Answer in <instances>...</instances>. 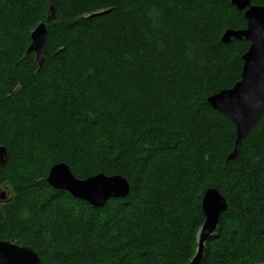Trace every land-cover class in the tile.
<instances>
[{"label":"trees","instance_id":"16d2710c","mask_svg":"<svg viewBox=\"0 0 264 264\" xmlns=\"http://www.w3.org/2000/svg\"><path fill=\"white\" fill-rule=\"evenodd\" d=\"M264 5V0H250ZM0 0V239L41 264H188L216 188L228 208L202 264H264V109L241 141L208 96L240 79L249 42L221 41L246 19L231 0ZM47 24L45 63L28 51ZM264 37V32H263ZM122 175L103 207L46 182Z\"/></svg>","mask_w":264,"mask_h":264},{"label":"water","instance_id":"95a60500","mask_svg":"<svg viewBox=\"0 0 264 264\" xmlns=\"http://www.w3.org/2000/svg\"><path fill=\"white\" fill-rule=\"evenodd\" d=\"M238 9H245L247 27L244 30H226L221 38L224 43L242 37L250 41L242 55L240 79L231 88L223 89L207 98L209 105L227 116L234 124L236 137L233 151L228 159L236 160L241 141L251 127L260 118L264 109V7L250 4V0H231ZM49 18H55L54 7H50ZM47 27L40 22L31 32L28 50L34 51L39 69L44 65L43 54ZM8 153L0 146V168L7 161ZM46 182L54 189L63 190L76 199L95 207H103L110 198L126 197L130 191L128 181L120 175L106 176L98 174L85 179L74 176L65 163H56L50 167ZM6 189H0V203L8 201ZM228 202L215 188H208L202 196L201 209L205 216L203 228L199 234L198 249L189 264H202L204 244L217 229L220 214L226 211ZM0 264H41L36 251L31 246H22L9 240L0 239Z\"/></svg>","mask_w":264,"mask_h":264},{"label":"bare ground","instance_id":"6f19581e","mask_svg":"<svg viewBox=\"0 0 264 264\" xmlns=\"http://www.w3.org/2000/svg\"><path fill=\"white\" fill-rule=\"evenodd\" d=\"M51 1V4H50V7L52 6V7H54V5H53V0H50ZM250 4H251V2H250ZM251 5H253V6H257V7H264V5H254V4H251ZM50 7H49V9H50ZM249 8V6L247 7V8H245L246 10ZM245 9L244 10H242L243 11V16H244V18L246 19L247 17H245V15H244V11H245ZM54 10H55V8H54ZM49 15H50V10H49ZM48 19H54V18H49V16L47 17ZM45 23V22H44ZM46 24V23H45ZM246 25H247V20H246ZM46 27H47V24H46ZM247 27V26H246ZM246 27L245 28H243V29H230V30H233V31H238V30H244V29H246ZM226 30H228V29H226ZM225 30V31H226ZM224 31V32H225ZM32 32V31H31ZM31 32H30V34H31ZM224 32H223V34H224ZM223 34H222V36H223ZM222 38V37H221ZM234 38H231V40H233ZM241 39H244L243 37L241 38ZM241 39H239V40H241ZM234 40H236V39H234ZM244 40H246V39H244ZM246 41H248V40H246ZM249 42V45H250V41H248ZM30 43H31V39H30ZM30 45V44H29ZM249 47V46H248ZM28 48H29V46H28ZM28 48H27V50H28ZM248 49V48H247ZM28 51H30V50H28ZM30 52H32L33 53V55H34V61H35V53H34V51H30ZM43 54H44V51H43ZM244 54V53H243ZM45 57V56H44ZM36 62V61H35ZM44 63H45V61H44ZM37 64V63H36ZM43 67V66H42ZM41 67V68H42ZM37 70H40L39 69V66L37 65ZM241 69H242V67H241ZM231 88V87H230ZM228 89V88H227ZM223 90V89H222ZM221 91V90H220ZM219 92V91H218ZM217 93V92H216ZM214 94V93H213ZM212 95V94H211ZM209 97V96H208ZM264 107V106H263ZM233 123V122H232ZM234 128H235V126H234ZM235 137H236V131H235ZM235 141V140H234ZM2 146V145H1ZM5 147V146H4ZM6 148V147H5ZM233 148H234V144H233ZM232 151H233V149H232ZM231 151V152H232ZM230 152V153H231ZM229 153V154H230ZM99 174H103V173H99ZM48 175V174H47ZM96 175H98V174H96ZM105 175V174H104ZM118 175V174H117ZM93 176H95V175H93ZM106 176H112V175H106ZM120 176H122V175H120ZM47 177V176H46ZM90 177H92V176H90ZM123 177V176H122ZM125 178V177H124ZM126 179V178H125ZM127 180V179H126ZM128 181V180H127ZM128 184H129V182H128ZM129 186H130V184H129ZM1 190H3L4 189V187L3 188H0ZM216 189V188H215ZM207 190V189H206ZM205 190V191H206ZM205 193V192H204ZM203 193V194H204ZM220 193V192H219ZM221 194V193H220ZM222 195V194H221ZM203 196V195H202ZM223 196V195H222ZM224 197V196H223ZM201 200H202V198H201ZM205 216H204V221H203V224H202V226L200 227V229H199V232H198V242H199V234H200V232H201V230H202V228H203V225H204V222H205ZM218 226V225H217ZM205 243H206V241H205ZM28 246V245H27ZM204 248H205V244H204ZM197 249H198V246H197ZM196 252H197V250H196ZM203 254H204V252H203ZM195 255H196V253H195ZM195 255L193 256V258L195 257ZM193 258L188 262V264L193 260Z\"/></svg>","mask_w":264,"mask_h":264},{"label":"flooded vegetation","instance_id":"af4514ba","mask_svg":"<svg viewBox=\"0 0 264 264\" xmlns=\"http://www.w3.org/2000/svg\"><path fill=\"white\" fill-rule=\"evenodd\" d=\"M4 189H6L7 197H8V199H10L11 198V191H10V189H8V188H4Z\"/></svg>","mask_w":264,"mask_h":264},{"label":"rangeland","instance_id":"374dc122","mask_svg":"<svg viewBox=\"0 0 264 264\" xmlns=\"http://www.w3.org/2000/svg\"><path fill=\"white\" fill-rule=\"evenodd\" d=\"M216 232V231H215Z\"/></svg>","mask_w":264,"mask_h":264}]
</instances>
